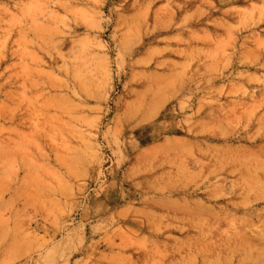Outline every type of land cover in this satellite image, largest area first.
Masks as SVG:
<instances>
[{"label":"rangeland","instance_id":"374dc122","mask_svg":"<svg viewBox=\"0 0 264 264\" xmlns=\"http://www.w3.org/2000/svg\"><path fill=\"white\" fill-rule=\"evenodd\" d=\"M0 264H264V0H0Z\"/></svg>","mask_w":264,"mask_h":264}]
</instances>
